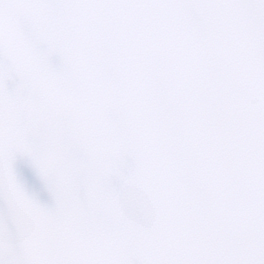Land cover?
Masks as SVG:
<instances>
[{
  "label": "water",
  "instance_id": "95a60500",
  "mask_svg": "<svg viewBox=\"0 0 264 264\" xmlns=\"http://www.w3.org/2000/svg\"><path fill=\"white\" fill-rule=\"evenodd\" d=\"M262 72L221 0H0V262L148 264L264 230Z\"/></svg>",
  "mask_w": 264,
  "mask_h": 264
},
{
  "label": "snow or ice",
  "instance_id": "6c2138e0",
  "mask_svg": "<svg viewBox=\"0 0 264 264\" xmlns=\"http://www.w3.org/2000/svg\"><path fill=\"white\" fill-rule=\"evenodd\" d=\"M221 6L230 9L242 20L255 21L259 62L264 69V0H221ZM0 199L3 197L0 196ZM12 213L11 203L7 211L0 206V243L8 235ZM148 264H264V230L246 237L239 243L217 248L211 255L204 249L199 251L189 249L183 257L153 260Z\"/></svg>",
  "mask_w": 264,
  "mask_h": 264
}]
</instances>
